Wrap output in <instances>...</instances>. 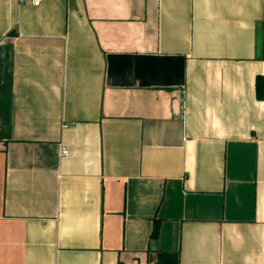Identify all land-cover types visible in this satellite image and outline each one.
<instances>
[{
    "label": "crops",
    "instance_id": "0c3cea01",
    "mask_svg": "<svg viewBox=\"0 0 264 264\" xmlns=\"http://www.w3.org/2000/svg\"><path fill=\"white\" fill-rule=\"evenodd\" d=\"M257 75L264 0H0V264H264Z\"/></svg>",
    "mask_w": 264,
    "mask_h": 264
},
{
    "label": "trees",
    "instance_id": "16d2710c",
    "mask_svg": "<svg viewBox=\"0 0 264 264\" xmlns=\"http://www.w3.org/2000/svg\"><path fill=\"white\" fill-rule=\"evenodd\" d=\"M255 93L258 99H264V75H257L255 78ZM158 225L155 223L151 236L157 234Z\"/></svg>",
    "mask_w": 264,
    "mask_h": 264
},
{
    "label": "built area",
    "instance_id": "2783aa9c",
    "mask_svg": "<svg viewBox=\"0 0 264 264\" xmlns=\"http://www.w3.org/2000/svg\"><path fill=\"white\" fill-rule=\"evenodd\" d=\"M17 3L18 5H30L32 7L40 6L45 0H11ZM61 154H65L67 152L65 147H61Z\"/></svg>",
    "mask_w": 264,
    "mask_h": 264
}]
</instances>
